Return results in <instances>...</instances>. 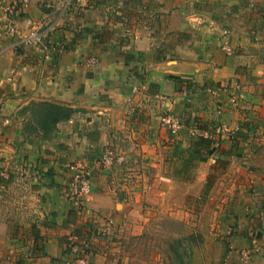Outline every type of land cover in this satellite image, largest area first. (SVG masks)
<instances>
[{
    "label": "crops",
    "instance_id": "obj_1",
    "mask_svg": "<svg viewBox=\"0 0 264 264\" xmlns=\"http://www.w3.org/2000/svg\"><path fill=\"white\" fill-rule=\"evenodd\" d=\"M13 4L20 34L0 37V264H70L85 232L69 193L79 161L105 211L108 182L125 190L127 173L155 175L146 191L178 176L210 186L228 217L226 264H264V0H74L44 32L69 49L51 58L22 42L51 0ZM43 102L66 111L48 135L32 123Z\"/></svg>",
    "mask_w": 264,
    "mask_h": 264
},
{
    "label": "rangeland",
    "instance_id": "obj_2",
    "mask_svg": "<svg viewBox=\"0 0 264 264\" xmlns=\"http://www.w3.org/2000/svg\"><path fill=\"white\" fill-rule=\"evenodd\" d=\"M60 110L63 112L64 109ZM58 117V108L37 110L32 114V123L38 132L48 135L54 131ZM99 160L100 167L111 180L116 160L109 162L104 155ZM79 164L85 166L89 174L90 190L83 186L85 193L79 196L81 186L77 183L75 195L69 183L71 201L83 221L81 230L85 228V232L78 231L74 237L77 246L71 243L73 261L83 252L93 264L227 263L230 228L216 190L210 186L194 189L189 178L178 176L163 189L158 183L153 190L146 191L145 182H153L156 176L145 179L139 172L135 176H127L126 171L127 174L120 177L121 184H126L125 190L118 189V180L108 182L109 191L105 193L110 196V205L105 211L107 207L102 201L92 203L96 190L92 168L83 161ZM136 164L143 169L140 161ZM69 171L71 178L73 170ZM134 181L137 191L129 189Z\"/></svg>",
    "mask_w": 264,
    "mask_h": 264
},
{
    "label": "built area",
    "instance_id": "obj_3",
    "mask_svg": "<svg viewBox=\"0 0 264 264\" xmlns=\"http://www.w3.org/2000/svg\"><path fill=\"white\" fill-rule=\"evenodd\" d=\"M74 0H51V11L43 13L40 20L31 21L29 26L28 35L22 40L26 45L33 46L37 48L46 58H51L57 54L64 53L69 51L67 44L65 42L62 43H50L45 40V30H52L59 25V20L63 19L65 15L69 13L72 8ZM29 0H22V6L25 7L29 4ZM14 0H0V11L4 13V15H9L15 10L16 5L13 4ZM7 21L2 22L0 25V37L7 36L14 38L19 36L20 30L18 27V23L14 18L9 17ZM223 47L227 51H231V47L228 44V41L223 42ZM95 59H91L89 64H94ZM160 125L162 128L168 129L170 133L177 134L182 128V122L180 118L174 114H165L160 118ZM111 153H109L106 158L108 161H111ZM68 170H73V176L70 178L71 186L73 187L74 194L78 191L76 187L77 183H80L81 191H78L79 196L84 195L85 188L87 187V191L90 190L88 172L85 166L80 165L79 163H72L68 167ZM86 181V183H85ZM83 182L85 183L83 185ZM82 184V185H81ZM84 186V189H83ZM81 193V194H80ZM78 198V196H77ZM71 243L74 246H77L74 238L71 240ZM75 250H78L74 247ZM85 252V251H84ZM83 253V252H82ZM80 254L76 257V259L70 264H93L86 253Z\"/></svg>",
    "mask_w": 264,
    "mask_h": 264
},
{
    "label": "trees",
    "instance_id": "obj_4",
    "mask_svg": "<svg viewBox=\"0 0 264 264\" xmlns=\"http://www.w3.org/2000/svg\"><path fill=\"white\" fill-rule=\"evenodd\" d=\"M39 105H40V107L42 106V108L40 110H38L39 112H42L44 110L45 111H47V110L49 111L52 108H55V109L58 108L59 111H60V117H58L56 119V121H58L61 118V116L65 114L64 112H66L65 110H63V112H62L60 109H63V108L62 107H59L58 105H55V104H48V103L43 102V103H40ZM43 106H45V107H43ZM62 113H64V114H62Z\"/></svg>",
    "mask_w": 264,
    "mask_h": 264
}]
</instances>
